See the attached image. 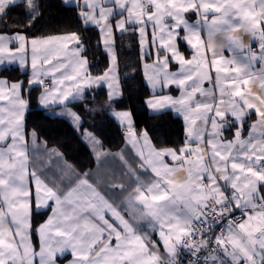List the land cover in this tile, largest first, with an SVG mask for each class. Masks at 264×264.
<instances>
[{"label":"snow or ice","instance_id":"obj_1","mask_svg":"<svg viewBox=\"0 0 264 264\" xmlns=\"http://www.w3.org/2000/svg\"><path fill=\"white\" fill-rule=\"evenodd\" d=\"M73 2L82 25L96 26L97 46L110 55L102 74L89 72L78 33L0 31V66L32 70L26 84L0 78V264H60L67 255L73 257L67 264H264V0ZM17 7L31 29L41 15L39 0H0V23ZM125 33L138 39L153 90L145 103L157 114L170 109L183 117L184 144L156 147L147 131L137 136L130 112L117 111L137 160L133 165L117 154L120 176L131 186L112 180L107 192L122 198H109L99 181L90 183L88 173L67 163L58 179L46 182L32 159L36 133L26 131L23 93L39 86V105L63 106L60 115L78 125L81 117L68 105L86 88L106 85L110 101L119 95L116 35ZM173 86L179 96L155 94ZM89 140L99 144L91 134ZM101 155L109 154L97 151V161ZM34 207L52 213L35 228Z\"/></svg>","mask_w":264,"mask_h":264},{"label":"trees","instance_id":"obj_2","mask_svg":"<svg viewBox=\"0 0 264 264\" xmlns=\"http://www.w3.org/2000/svg\"><path fill=\"white\" fill-rule=\"evenodd\" d=\"M41 15L37 23L31 28H25L26 17L23 9L13 8L9 17L0 23V31H23L29 36H47L63 33H78L84 43L83 55L88 60V70L91 75L102 74L109 67V55L102 47H98L100 35L96 27H85L77 15V6H67L62 0H39ZM19 21L20 23H15ZM128 42L120 51V68L122 78L121 97L109 100L107 88L104 86L92 87L85 92L83 98L68 105L81 117L77 125L72 118L53 115L54 107L41 108L38 98L41 93L39 86H33L31 91H25L28 100L26 112V131L36 133L37 149L44 151L55 150L69 162L79 173H88L96 164V156L92 146L86 138L90 132L99 139L101 145L109 151L116 152L126 144L125 127L111 114L115 109H128L132 112L135 128L138 132L147 131L156 147L167 146L178 148L185 141L184 121L174 115L173 111H164L162 114L151 113L145 101L153 95L141 72L138 39L131 33ZM116 42H119L117 36ZM179 47L185 53L190 51L185 43ZM149 61V60H148ZM0 71V77L10 81H28V72L17 67ZM252 118V117H251ZM247 127V126H246ZM229 134V132H226ZM31 142V137H29ZM48 180V178H47ZM50 210H33L32 224L37 227L43 223ZM34 246H39V237L32 235ZM69 256H66L64 261Z\"/></svg>","mask_w":264,"mask_h":264},{"label":"crops","instance_id":"obj_3","mask_svg":"<svg viewBox=\"0 0 264 264\" xmlns=\"http://www.w3.org/2000/svg\"><path fill=\"white\" fill-rule=\"evenodd\" d=\"M63 1V3L65 4V5H67V6H76V4L73 2V0H68V3H65L64 2V0H62ZM79 8V7H78ZM79 11H80V8H79ZM78 11V12H79ZM188 16L190 17V18H192V19H195V17L194 16H192V14L191 13H189L188 14ZM91 26V25H90ZM92 27H96V26H92ZM70 33H72V32H70ZM63 34H69V33H63ZM56 35H60V34H56ZM203 35H205L204 33H202V36ZM117 36H119V42H118V44H117V42H116V49H115V51H116V54H117V62H118V72H117V79H118V83L115 85V88H116V90L118 91V93H119V95H117L114 99H112V100H117V99H119L120 97H121V88H122V78H121V76L119 75V68H120V55H119V53H120V51L122 50V48H123V46L128 42V38H129V35L128 34H117L116 35V39H117ZM244 39H245V41L247 42V40H248V37L247 36H245L244 37ZM187 46V45H186ZM253 47H255V44L253 45ZM187 49L190 51V49L188 48V46H187ZM139 55H140V59H141V55H142V53H141V49H140V47H139ZM180 51L185 55V57L186 58H188V57H190V55H191V52H189V53H185L183 50H181L180 49ZM225 54V56H229L230 55V53H228V52H225L224 53ZM82 55H83V53H82ZM109 55V54H108ZM84 56V55H83ZM109 60H110V55H109ZM110 62V61H109ZM147 62L148 63H151L152 61L151 60H147ZM143 63H144V61H142V59H141V72H142V74H143V76H144V79H145V81H146V83H147V80H146V77H145V75H144V70H143ZM109 65H110V63H109ZM0 67H5V68H15V67H17L19 70H21V71H23V72H28V80L30 79V77H31V74H32V70H31V68H30V66H26V67H21L18 63H14V64H11V65H5V66H0ZM87 67H88V65H87ZM172 69H175V67H176V65L175 64H172L171 66H170ZM92 76H94V75H92ZM0 78H3V79H6V80H8L7 78H4V77H0ZM49 80L51 79L50 77L48 78ZM9 82H15V81H10V80H8ZM148 84V83H147ZM149 85V84H148ZM101 86H104V87H106L107 88V86L106 85H101ZM149 87H150V89H151V91L153 92V90H152V88H151V86L149 85ZM204 87L205 88H207V87H209V84H207V83H205V85H204ZM249 87H251L252 88V90H253V92H258L259 91V85L258 84H255V83H253V84H251V85H249ZM88 89H90V88H86L85 89V92L88 90ZM107 91H109V89L107 88ZM85 92L83 93V97H84V95H85ZM171 93L173 96H179L180 95V92H179V90H177L174 86L172 87V88H170V89H164L163 91H161L159 88L156 90V92H155V94L156 95H160V94H167V93ZM24 94V93H23ZM153 96V95H152ZM152 96H150L149 98H151ZM82 97V98H83ZM148 98V99H149ZM2 103H4V102H0V104H2ZM41 108H45V107H43V106H41V105H39ZM50 107H54V110H53V115H55V116H64V117H68L69 119H71V117L70 116H68V115H60V113L62 112V110H63V106H61V105H52V106H50ZM50 107H48V108H50ZM148 109H149V111L151 112V113H155V112H153V110H151L149 107H148ZM125 110H128V109H125ZM117 111H123V110H117V109H115V110H113L112 112H111V114H112V116L119 122V123H121L115 116H114V112H117ZM164 111H173V113H174V115H176V116H178V117H180L182 120H183V117L181 116V115H179V114H177L174 110H170V109H166V110H164ZM27 112V111H26ZM25 118H26V113H25ZM256 119V117L255 116H252V118L250 117V120H255ZM184 121V120H183ZM80 122H81V120H80ZM79 122V123H80ZM122 124V123H121ZM184 124H185V139H186V122L184 121ZM124 127H125V131H126V133L128 132V129H127V127L125 126V124H122ZM247 125H245V127H246ZM135 130V132L137 133V136H141L142 135V133H143V131H141V132H138L137 130H136V128L134 129ZM89 134H91L90 132H87L86 133V138L88 139V141L90 142V144H91V146H92V149H93V152H94V154H95V156H96V152L97 151H102L103 153H108L109 155H107V156H104V155H101V157H100V160L99 161H97V159H96V164H95V166L93 167V169H91L89 172H88V179H89V182L90 183H96L97 181H99L100 182V184H99V187H100V190L103 192V193H105L109 198H111V197H116L117 199H120V198H122V197H120L119 196V194H117V193H108L107 192V187H108V185H109V183H110V181H112V180H117V182H119L120 180H123V182L125 183V185L126 186H131V183L128 181V180H126V179H124L123 177H121L120 176V173H121V171L123 170V166H122V163H121V161L119 160V157H118V155L117 154H120V153H123V155H124V157L126 158V159H128V161H129V163H131V164H135V163H137V160H136V158H135V150L134 149H132V147H131V145L130 144H128V139H127V135H126V144H125V146L123 147V149H121V150H119V151H116V152H112V151H109V150H107L106 148H104L102 145H101V143H100V141H99V139L98 138H96L95 136V138H96V140L97 141H99V144H93L90 140H89ZM92 135V134H91ZM149 135V134H148ZM224 135L226 136V137H228V138H231V136H230V134H227L226 132L224 133ZM93 136V135H92ZM150 137V136H149ZM150 140H151V138H150ZM151 143L153 144V142H152V140H151ZM154 145V144H153ZM102 146V147H101ZM56 152V151H55ZM56 153H58V152H56ZM32 159H33V162L38 166V169L40 170V171H42L44 174H45V179H46V182L48 181V180H52V179H58L59 177H60V175H61V173L64 171V169H65V163H67L68 165H71L69 162H67L65 159H64V157L61 155V154H59V155H57V154H55V153H53V150H49V151H44L43 152V150H40V149H37V143H36V148H35V155L32 157ZM169 158L168 157H165V160H168ZM72 166V165H71ZM77 172V171H76ZM78 173V172H77ZM184 172H178V173H176V179L179 181V180H182L183 178H184ZM47 178H48V180H47ZM75 177H73V182H75ZM67 183H69V181H68V179H67V177H65L64 178V181H63V183L61 184V186L63 187L64 186V184H67ZM33 210H35V211H41V210H46V209H35V207H34V209ZM52 213H51V211H50V214L48 215V217L51 215ZM48 217H47V219H48ZM46 219V220H47ZM45 220V221H46ZM44 221V222H45ZM43 222V223H44ZM152 239H154V240H157V243L159 244L160 242H159V239H158V236L157 235H155V234H153L152 235ZM32 243H33V240H32ZM40 243V242H39ZM34 245V244H33ZM38 248H39V246L37 247V250H38ZM160 252H161V254H163V252H164V249H163V247H161L160 248ZM67 256H69V258L67 259V260H63V261H61L60 262V264H67V261H69V260H72L73 259V257L71 256V255H67Z\"/></svg>","mask_w":264,"mask_h":264},{"label":"rangeland","instance_id":"obj_4","mask_svg":"<svg viewBox=\"0 0 264 264\" xmlns=\"http://www.w3.org/2000/svg\"><path fill=\"white\" fill-rule=\"evenodd\" d=\"M119 75L121 76V73L119 72ZM114 87H115V85H114ZM123 111H128V112H130L131 113V120H132V126H133V129H135V123H134V119H133V115H132V112L130 111V110H123ZM73 122V121H72ZM126 126V125H125ZM145 131V130H144ZM143 131V132H144ZM149 136V135H148ZM149 139H150V137H149ZM151 141V140H150Z\"/></svg>","mask_w":264,"mask_h":264},{"label":"built area","instance_id":"obj_5","mask_svg":"<svg viewBox=\"0 0 264 264\" xmlns=\"http://www.w3.org/2000/svg\"><path fill=\"white\" fill-rule=\"evenodd\" d=\"M50 80L49 79H46V83H49ZM216 230L219 231V225L216 226Z\"/></svg>","mask_w":264,"mask_h":264}]
</instances>
